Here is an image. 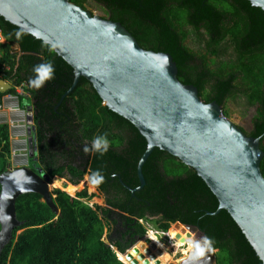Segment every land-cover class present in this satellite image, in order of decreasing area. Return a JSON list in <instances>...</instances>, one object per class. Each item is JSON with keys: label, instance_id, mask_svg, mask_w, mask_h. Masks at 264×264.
<instances>
[{"label": "trees", "instance_id": "1", "mask_svg": "<svg viewBox=\"0 0 264 264\" xmlns=\"http://www.w3.org/2000/svg\"><path fill=\"white\" fill-rule=\"evenodd\" d=\"M70 1L86 8L87 0ZM94 1L102 6V17L120 22L140 46L169 53L180 81L196 86L205 102L224 105L230 97L240 96L255 106L247 134L260 137L264 150L260 7L249 0ZM0 33L5 39L0 42V76L12 84L6 93L23 85L27 96H21V103L25 99L33 107L35 154L28 157L29 166L42 168L61 185L51 191L59 214L37 193L17 198L21 224L13 230V239L0 247V264H124L115 249L125 252L146 234L139 218L167 237L174 224L197 225L210 241L209 248L217 250V264H263L227 210L208 213L218 208V199L192 167L169 152L152 150L142 166L145 184L132 192L140 184L137 165L147 146L145 137L109 109L86 78L80 77L73 86V67L50 44L2 16ZM190 35L199 51L186 44ZM227 53L231 57L224 59ZM48 66L54 69L51 78L46 76ZM33 81H42L41 86L35 87ZM222 113L229 114L224 108ZM9 139L8 124L2 122L0 175L11 166ZM96 139L108 141L107 151L93 147ZM261 171L264 175V157ZM95 173L102 178L99 183L93 182ZM87 180L102 194L105 205L89 204ZM80 185L83 188L77 191ZM66 188L77 192L72 196ZM122 260L130 263L123 256Z\"/></svg>", "mask_w": 264, "mask_h": 264}, {"label": "water", "instance_id": "2", "mask_svg": "<svg viewBox=\"0 0 264 264\" xmlns=\"http://www.w3.org/2000/svg\"><path fill=\"white\" fill-rule=\"evenodd\" d=\"M249 1L264 11V0ZM87 9L70 0H0V16L50 44L73 67V86L80 77L86 78L104 104L145 137L147 146L137 165L140 184L132 192L145 184L142 166L152 150L158 147L169 152L192 167L218 199V208L208 213L227 210L264 264V150L260 137L248 135L227 118L216 101L205 102L196 86L181 82L169 53L143 48L120 22ZM18 50L15 45L13 51ZM11 88L0 77V94ZM33 113L31 107L30 157L35 154ZM51 184L42 168L26 165L0 175V247L13 239V230L21 224L16 214L20 195L37 193L54 213H60ZM183 226L195 232L202 244L188 251L178 264H217V250L209 248L205 233L197 225ZM147 237L125 252L115 249L117 257L118 253L126 255L130 264H141L138 260L163 264L157 257L161 249L155 248L153 253L141 243Z\"/></svg>", "mask_w": 264, "mask_h": 264}, {"label": "rangeland", "instance_id": "3", "mask_svg": "<svg viewBox=\"0 0 264 264\" xmlns=\"http://www.w3.org/2000/svg\"><path fill=\"white\" fill-rule=\"evenodd\" d=\"M84 5L93 14L103 16L104 11H103L102 6L99 5L98 3H96L94 0H87V1H85ZM186 44L189 47H191L192 49H194L195 51L200 50V48L197 46V44L193 38V35H190L188 37V39L186 40ZM13 48H14V46H13ZM230 57H231V54L227 53L224 55V59H227ZM20 105L23 107V103H21V98H20ZM222 108H224L225 110H227L229 112V114L227 115V118H229L231 121H233L239 127H241L246 133H248L251 130L252 120H253V117L255 116V111H256L255 106L248 105L244 98H242L240 96H236V97H230L229 99H227L225 101L224 105H222ZM12 158H14L15 161H18V162H21V160H22V157H20V156H14V157L10 156V159H9L10 165H13ZM24 161H25V159L23 158L22 162L24 163ZM21 163L18 165L19 166L25 165V164L21 165ZM56 184L57 185H55L53 183L50 185L51 190H53L55 187H58V186L61 187L60 184H58V183H56ZM82 188H83V185L78 186L77 191H80ZM66 189L69 193H72V194L73 193L75 194V192H77V191H74V189H72V188H66ZM86 190L89 194H92V197L89 200L90 205H92V206H94L95 204L104 205L103 197L101 196V194L99 192L96 191V187L89 180H87V182H86ZM143 223H144V226L147 229H149V230H147V231H149L147 234L148 240H149V237H150V239L153 237H156L157 240H159L161 242L160 244H162V246L160 248H158L157 245L154 244L151 240H149L148 243L146 240L145 241L141 240V242L146 244L145 247L151 248L153 253L155 252V248H157L156 249L157 251L159 249H161L162 253L157 254V257L159 259L162 258L164 260L165 264H177L182 256H185L191 248L195 247L199 243L198 241H202L201 238L197 239L198 236H196L195 232H191V231L187 230L183 225H173L172 226L173 234L170 236L171 238H169V237L167 238L166 234L164 232H162L161 230H158V229L156 230V228L153 226V224L151 222L144 221ZM150 230H156V231L152 232ZM157 232H158V234H157ZM193 239H197L196 240L197 242H195ZM104 240L107 241L108 238L106 236H104ZM152 240H154V239H152ZM177 243L181 244V246H179V247L176 246ZM182 249H185L186 253L183 254ZM141 251L143 252V249H141ZM147 256L149 257V255H147Z\"/></svg>", "mask_w": 264, "mask_h": 264}, {"label": "built area", "instance_id": "4", "mask_svg": "<svg viewBox=\"0 0 264 264\" xmlns=\"http://www.w3.org/2000/svg\"><path fill=\"white\" fill-rule=\"evenodd\" d=\"M23 85L15 88L14 92L4 93L0 99V123L4 122L9 127V137L11 146V157L20 156L25 159L24 163L15 161L12 158V167L25 164L28 165L29 151L31 145L29 142L31 123L28 115L31 113V106H21L20 98L25 95Z\"/></svg>", "mask_w": 264, "mask_h": 264}, {"label": "clouds", "instance_id": "5", "mask_svg": "<svg viewBox=\"0 0 264 264\" xmlns=\"http://www.w3.org/2000/svg\"><path fill=\"white\" fill-rule=\"evenodd\" d=\"M53 71H54V69L51 67V66H48V68H47V71H46V76L48 77V78H51V75H52V73H53ZM35 87H40L41 86V83H42V81L41 82H35V81H33V82H31ZM4 93H6V92H4ZM32 107V106H31ZM101 146H103V150L104 151H107V148H108V141L106 140V139H104V140H101V139H96L94 142H93V147L95 148V149H101ZM84 151L85 152H88L89 151V149L87 148V147H85V149H84ZM23 166H25V165H23ZM26 166H29V163H28V165H26ZM11 167H12V165H11ZM16 167H21V166H16ZM16 167H12V168H16ZM94 183H99L100 182V180L102 179L100 176H99V174L98 173H95L94 174ZM52 191V190H51ZM147 222V221H146ZM143 223V222H142ZM143 225H144V223H143ZM146 228V227H145ZM146 230H149V229H147L146 228ZM157 230V229H156ZM156 230H150V231H152V232H154V231H156ZM148 232L149 231H146V234L143 236V237H145L147 234H148ZM157 234H158V232H157ZM142 237V238H143ZM167 237V236H166ZM168 238V237H167ZM169 238H171V237H169ZM141 239V238H140ZM139 239V240H140ZM138 240V241H139ZM107 242H109V240H107ZM137 242V241H136ZM135 242V243H136ZM110 243V242H109ZM207 243H209L210 244V241L209 242H207ZM115 252H116V250H115ZM117 254V253H116ZM120 260V259H119Z\"/></svg>", "mask_w": 264, "mask_h": 264}, {"label": "bare ground", "instance_id": "6", "mask_svg": "<svg viewBox=\"0 0 264 264\" xmlns=\"http://www.w3.org/2000/svg\"><path fill=\"white\" fill-rule=\"evenodd\" d=\"M53 183H54L55 185H57V184H56L57 182L53 181L52 184H53ZM174 225H181V224H174ZM147 238H148V237H147ZM147 238H146V241H147ZM152 239H154V240H152ZM149 240L153 241L154 243H156V244L159 245L160 247L162 246V244H160L161 242H160L159 240H157L156 237H153V238H151V239H150V237H149ZM149 240H148V242H149ZM193 240H194L195 242H197V241H196L197 239H193ZM144 241H145V240H144ZM158 242H159V243H158ZM198 242H199V243H198L195 247H193V248H191V249L198 248V247L202 244V241H198ZM142 249H143V248H142ZM191 249H190V250H191ZM190 250H189V251H190ZM141 252H142V251H141ZM182 252H183V254L186 253L185 249H182ZM118 256H119V258H120L121 260H122V256L126 258V255H122V254H120V253H118ZM185 256H186V255H185ZM134 257L136 258V256H134ZM182 257H183V256H182ZM126 259H127V258H126ZM165 259H166V258H165ZM127 260H128V259H127ZM122 261H123V260H122ZM128 261H130V260H128ZM179 261H181V260H179ZM130 262H131V261H130ZM178 263H179V262H178ZM178 263H177V264H178ZM127 264H128V263H127ZM129 264H130V263H129Z\"/></svg>", "mask_w": 264, "mask_h": 264}, {"label": "crops", "instance_id": "7", "mask_svg": "<svg viewBox=\"0 0 264 264\" xmlns=\"http://www.w3.org/2000/svg\"><path fill=\"white\" fill-rule=\"evenodd\" d=\"M0 38H1V39H0L1 41H0V42H4V41H5V39L2 37L1 33H0ZM14 47H15V45H14ZM13 49H14V48H13ZM0 77H1V76H0ZM1 78H2V77H1ZM8 82H9V81H8ZM24 96L26 97L27 94H25ZM22 101H23V100H22ZM23 104H24L23 106H30L29 103H28L25 99H24V101H23ZM9 138H10V137H9ZM9 140H10V139H9ZM18 166H19V165H18ZM10 167H11V166H10ZM10 167H9V168H10ZM93 185H94V184H93ZM94 186H95V185H94ZM58 187H59V186H58ZM55 188H57V187H55ZM96 189H97V188H96ZM73 192H74V191H73ZM69 194L72 195V196L75 195L74 193H73L74 195H73L72 193H69ZM104 205H105V204H104ZM91 206H92V205H91ZM104 236H105V235H104ZM105 242H106V241H105Z\"/></svg>", "mask_w": 264, "mask_h": 264}, {"label": "flooded vegetation", "instance_id": "8", "mask_svg": "<svg viewBox=\"0 0 264 264\" xmlns=\"http://www.w3.org/2000/svg\"><path fill=\"white\" fill-rule=\"evenodd\" d=\"M85 9H87V7L85 8ZM88 10V9H87ZM105 18H108V17H105ZM96 191L97 192H99L97 189H96ZM100 193V192H99ZM101 194V193H100ZM101 196H102V194H101ZM103 197V196H102ZM134 218H136L135 216H134ZM150 218H153V219H155V218H157V216H150ZM138 221L141 223V224H143L142 222H144V221H147L146 219H144V218H139L138 219Z\"/></svg>", "mask_w": 264, "mask_h": 264}]
</instances>
